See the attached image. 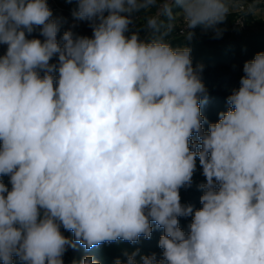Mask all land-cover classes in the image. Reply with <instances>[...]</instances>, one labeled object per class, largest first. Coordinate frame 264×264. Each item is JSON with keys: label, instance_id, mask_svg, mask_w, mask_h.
<instances>
[{"label": "clouds", "instance_id": "clouds-1", "mask_svg": "<svg viewBox=\"0 0 264 264\" xmlns=\"http://www.w3.org/2000/svg\"><path fill=\"white\" fill-rule=\"evenodd\" d=\"M66 2L91 36L60 34L48 0H0L2 264H64L77 244H136L153 224L159 256L124 251L114 264H264V52L210 123L204 65L169 39L177 16L185 40L197 26L219 38L234 0ZM197 158L199 209L180 195Z\"/></svg>", "mask_w": 264, "mask_h": 264}, {"label": "trees", "instance_id": "trees-1", "mask_svg": "<svg viewBox=\"0 0 264 264\" xmlns=\"http://www.w3.org/2000/svg\"><path fill=\"white\" fill-rule=\"evenodd\" d=\"M75 6V4H71ZM157 8L151 9L150 13L156 11ZM177 9H173L175 12ZM233 15L228 14L223 24L231 22ZM165 21L163 16L160 17ZM255 30H246L237 34L227 33L226 35L216 38L214 34L202 33V26L192 29L195 33L191 41L185 40L184 36H176L174 31L170 34V42L173 46H187L192 49L191 57L193 65L203 64L204 70L201 78L208 89L209 97L206 104H201V112L210 123L217 122L219 113L227 110L226 98L233 89L240 85V78L243 75V65L246 61L254 58L258 52H264V21L255 19ZM33 35H38L34 33ZM152 33L147 31L146 36L142 39H150ZM59 38V37H58ZM1 54V53H0ZM55 62V58L53 60ZM207 129V124L204 125ZM195 138V137H194ZM8 177H0L5 184L8 183ZM206 182L202 175V168L197 158V167L193 175V182L190 187L180 189L181 203L191 204L195 209L201 207L199 200L202 190L199 189L201 183ZM180 226L185 231L191 222V217L179 218ZM154 231L151 239H145L143 236L136 244L125 241L113 243H103L91 250H85L84 247L77 244L75 249L70 248L64 256V264H78V262L87 255L94 257L99 264H114L117 258L124 259L122 253L124 251H134L139 249L142 254H151L153 252L159 254L161 249L158 247L159 237L162 235V229H156L153 224ZM65 235L74 238L73 233L66 232ZM2 264V261H0ZM19 264V261H17Z\"/></svg>", "mask_w": 264, "mask_h": 264}, {"label": "built area", "instance_id": "built-area-1", "mask_svg": "<svg viewBox=\"0 0 264 264\" xmlns=\"http://www.w3.org/2000/svg\"><path fill=\"white\" fill-rule=\"evenodd\" d=\"M51 1L53 4H55L54 7L56 8H52L54 11L58 9V15L56 14V17H64L65 18V22L63 23V26L61 28V33H63V31L67 30L68 27V18L65 17V14L68 12L69 15H71V10L75 7L71 4H68L66 8H59L58 6H56V0H49ZM240 2L235 3V5L233 7H231L230 11L232 12L231 15V22L229 23H225L223 25H227L228 28L232 31V32H244L246 31L248 28V24L249 26L251 25V23H254L255 19H263L264 20V11L261 13V9L260 6H262L263 10H264V0H255V8L253 11L249 12L248 8L249 5L251 3H253V0H239ZM58 7V8H57ZM257 10L258 16L256 14H254ZM62 12V13H61ZM158 12V11H157ZM141 20V16L139 21L136 22V24H134L132 26L133 30L136 29V27L138 26L139 22ZM251 22V23H249ZM248 26V27H249ZM198 27V26H197ZM174 34L176 36H184V23L183 20L181 22H179L174 28H173ZM81 35H87V36H91V34L88 31H84L81 33ZM0 51L3 54L4 51H6V46H0Z\"/></svg>", "mask_w": 264, "mask_h": 264}, {"label": "rangeland", "instance_id": "rangeland-1", "mask_svg": "<svg viewBox=\"0 0 264 264\" xmlns=\"http://www.w3.org/2000/svg\"><path fill=\"white\" fill-rule=\"evenodd\" d=\"M57 2H56V6H58L59 8H66L67 7V5L68 4H70V3H67L66 2V0H56ZM236 1L237 2H240L239 0H234V2L232 3V4H230V9H231V7H233L234 5H235V3H236ZM48 4H49V7L52 9V8H56V7H54L55 6V4H53L51 1H49L48 0ZM57 7V8H58ZM260 9H261V13L264 11L263 10V8H262V6H260ZM53 10V9H52ZM157 11H158V8L156 9V11L155 12H153V13H150V12H145V13H142L141 14V20H140V24L141 25H143L144 23H145V18L147 17V16H151V15H156L157 14ZM176 11H178V9L176 10ZM58 9L57 10H53V13H54V16L57 14L58 15ZM254 14H256L257 16H258V13H257V10H256V12L254 13ZM69 13L67 12L66 14H65V17L66 18H68L69 16ZM261 19V18H260ZM262 21H264L263 19H261ZM182 21V18L181 17H179V16H177L176 17V19H175V21L173 22L174 23V27L179 23V22H181ZM249 23H251V22H249ZM248 26H249V24H248ZM247 26V28L248 29H250V30H255L256 28H258V27H256L257 25H256V23H251V25L248 27ZM137 27H139V24H138V26ZM220 27H222V28H224L225 29V31L223 32V34H222V36L223 35H226L227 33H230V34H237V32H232L229 28H228V26L227 25H220ZM247 29V30H248ZM147 29H143V28H141L140 29V36L141 37H144V36H146V33H147ZM200 32H202V33H207V34H214L212 31H208V32H205L203 29H201L200 30Z\"/></svg>", "mask_w": 264, "mask_h": 264}, {"label": "crops", "instance_id": "crops-1", "mask_svg": "<svg viewBox=\"0 0 264 264\" xmlns=\"http://www.w3.org/2000/svg\"><path fill=\"white\" fill-rule=\"evenodd\" d=\"M62 13V12H61ZM68 27H67V30L69 28H71L73 30L74 33L76 34H80L84 31H88L90 34H91V28L88 26V23L87 22H74L71 15H68ZM1 53V51H0ZM2 54V53H1Z\"/></svg>", "mask_w": 264, "mask_h": 264}]
</instances>
